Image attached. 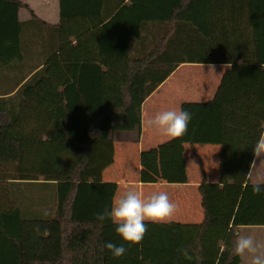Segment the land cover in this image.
Listing matches in <instances>:
<instances>
[{"label": "trees", "instance_id": "1", "mask_svg": "<svg viewBox=\"0 0 264 264\" xmlns=\"http://www.w3.org/2000/svg\"><path fill=\"white\" fill-rule=\"evenodd\" d=\"M60 1V39L50 43L36 15L21 21L23 0H0V264H242L235 238L263 206L248 174L264 103L226 99L245 66L264 65V0ZM90 14L126 17L132 30L138 19L140 32L156 38L131 47L127 69L99 65L96 88L87 89L82 71L92 60L73 54L81 35L69 25ZM26 57L33 68L10 76ZM185 64L226 69L212 100L183 106L192 116L187 133L142 153L140 180L187 183L185 145L212 143L222 147L221 183L204 175L202 223H147L141 245H129L110 220L96 218L117 190L103 176L117 141H140L145 101ZM108 242L126 254L114 257Z\"/></svg>", "mask_w": 264, "mask_h": 264}, {"label": "crops", "instance_id": "2", "mask_svg": "<svg viewBox=\"0 0 264 264\" xmlns=\"http://www.w3.org/2000/svg\"><path fill=\"white\" fill-rule=\"evenodd\" d=\"M36 15L44 27L42 28V42L54 43L60 39L62 17L60 0H33L31 11L26 8L21 11V21L31 20ZM116 15V14H115ZM74 19L69 26L75 35L73 37V54L75 57H88V63L83 71L86 79L85 88H96L99 65L104 67L128 68L130 64L131 47L137 42L152 41L154 35L140 32L138 28L132 30L133 23L126 17L117 20L109 18L100 21L97 18ZM34 26L38 23L34 22ZM143 24L141 25V27ZM64 40V36L61 37ZM136 55V53L134 54ZM104 58L108 65H102L96 59ZM120 61L119 63H115ZM209 65L214 66L211 71ZM33 68L31 57H26L20 64L9 67V75L20 78ZM126 68V69H127ZM226 67L222 64H185L180 66L169 76L157 90L145 101L142 108V132L139 142L117 141L115 143V162L103 176V182L116 184L117 195H123L127 190H138L145 196L153 192L166 191L169 197L178 205L173 219L167 223L200 224L205 214L202 206L200 186L204 175L209 184L221 183V151L217 144H198L193 150L191 144L185 145V159L187 162L188 182L183 184H144L140 180L141 156L144 151L155 148L172 138L159 134L149 126L148 121L157 112L168 109H181L187 103H205L212 100L221 83ZM109 71V70H108ZM26 82V81H25ZM13 95V94H12ZM227 103H264V65H247L233 90L227 96ZM199 161V165L196 163ZM249 179L252 185L260 183L263 191V206L254 214L250 221L241 228L242 232L252 233L257 238L264 239V158L255 160ZM114 197V198H115ZM240 233V234H241ZM24 264H55L53 262L28 261Z\"/></svg>", "mask_w": 264, "mask_h": 264}, {"label": "clouds", "instance_id": "3", "mask_svg": "<svg viewBox=\"0 0 264 264\" xmlns=\"http://www.w3.org/2000/svg\"><path fill=\"white\" fill-rule=\"evenodd\" d=\"M209 68L214 71L213 65H209ZM191 119V113L188 111L168 109L157 112L148 123L159 134L178 139L187 133ZM252 150L255 159L251 170L256 166L255 160L264 158V132L260 134ZM253 192L254 194L261 192L260 183H254ZM177 210L178 205L170 199L166 191L153 192L145 196L141 191L133 189L127 190L123 195H117L110 209L105 208L102 213L97 214L96 218L101 222L110 220L116 225V232L125 243L141 245L148 231L147 223H167L173 219ZM36 231L40 232L39 226L36 227ZM103 247L117 258L124 256L127 251L123 245L117 246L113 242H108ZM178 251L185 258L192 259L187 249L181 248ZM232 251L234 255L241 258L242 264H264V239L257 238L252 233L239 234L235 238Z\"/></svg>", "mask_w": 264, "mask_h": 264}, {"label": "rangeland", "instance_id": "4", "mask_svg": "<svg viewBox=\"0 0 264 264\" xmlns=\"http://www.w3.org/2000/svg\"><path fill=\"white\" fill-rule=\"evenodd\" d=\"M23 1H24V3H26V5H28L29 10L31 11V5H32L33 0H23ZM196 163H197V165H199L198 159H196Z\"/></svg>", "mask_w": 264, "mask_h": 264}]
</instances>
